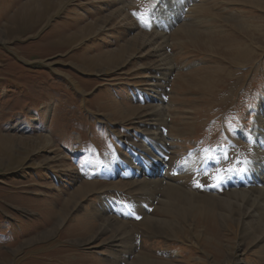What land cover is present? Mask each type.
<instances>
[{
	"label": "rangeland",
	"instance_id": "1",
	"mask_svg": "<svg viewBox=\"0 0 264 264\" xmlns=\"http://www.w3.org/2000/svg\"><path fill=\"white\" fill-rule=\"evenodd\" d=\"M259 136L264 0H0V264H264L258 204L162 207L264 190Z\"/></svg>",
	"mask_w": 264,
	"mask_h": 264
},
{
	"label": "bare ground",
	"instance_id": "2",
	"mask_svg": "<svg viewBox=\"0 0 264 264\" xmlns=\"http://www.w3.org/2000/svg\"><path fill=\"white\" fill-rule=\"evenodd\" d=\"M199 11H200V9H199ZM167 24V23H166ZM192 27V26H191ZM240 28V27H239ZM245 28V27H244ZM250 28V27H249ZM246 29H247V26H246ZM192 29L190 28V27H185V29L183 30V31H191ZM242 30H243V28H242ZM243 31H245V30H243ZM177 33V32H176ZM186 35V34H185ZM188 36V35H187ZM202 36H204V35H202ZM185 37V36H184ZM225 49V48H224ZM221 50V49H220ZM246 51V50H245ZM224 53V52H223ZM243 54H246L245 52L243 53ZM252 54V53H251ZM242 55V54H241ZM245 56H249V55H245ZM244 56V57H245ZM243 57V58H244ZM202 89V88H201ZM160 116V115H159ZM162 121V120H161ZM160 121V122H161ZM158 122H159V119H158V121H157V124H158ZM164 123V122H163ZM162 123V124H163ZM162 124H159V125H162ZM165 124V123H164ZM163 124V125H164ZM163 127V126H162ZM151 145L153 146V148L154 147H158L157 145H155L154 146V143H151ZM159 148V150H160V153L162 154V155H164V156H166V153H165V148H162V146L161 147H158ZM169 155V158H170V154H168ZM136 156H138V157H141L139 154H136ZM168 158V159H169ZM160 167H157V168H155V169H153L151 172L153 173V174H158V172H160ZM145 182V181H144ZM149 182V181H148ZM151 182H153V181H151ZM146 183V182H145ZM154 183V182H153ZM130 184V183H129ZM157 184V183H156ZM131 185V184H130ZM169 185V184H168ZM148 186V185H147ZM150 186H152V185H150ZM149 186V187H150ZM149 187H147V189H150ZM162 187V186H161ZM95 188V187H94ZM136 188V187H135ZM157 188V187H156ZM183 187H175V186H173V185H169V186H167L166 188H164L163 190H162V192H163V194L166 196V197H168L169 198V202H170V200H171V202H172V204H169L168 202H167V204L165 205L164 203H162L163 204V206L162 207H165V210L167 211V212H169V210H170V208H171V211H173V210H176L177 211V209H178V207L182 204H185V203H188L189 204V206L191 207V208H199V206H200V208H206V209H208V213L209 212H212L213 210H214V207L216 206V202L217 203H219L220 204V206L222 207V208H225V209H232V210H230V211H235L236 212V210L237 209H239L238 210V212H237V215L239 216V214H240V216H243V220H245V218L244 217H252L253 216V214L251 213V215H250V213L248 214V215H250V216H248L247 214H246V211L247 210H249L250 208L252 209V207L254 206V205H257L258 204V206H259V204H260V207H256L255 209H257L256 210V212H257V214H261V210H264V190H258V191H253V190H249L248 192L250 193V194H248V193H245V192H238V191H231V192H228V194L226 195V198L225 199H215V198H213V197H208V198H203V199H201L200 201H201V203H202V205L198 202L197 203V198L196 197H194L193 195L191 196L190 194L188 195L187 194V192H185V191H183V189H182ZM82 189V188H81ZM132 189V188H131ZM137 189V188H136ZM146 189V188H145ZM145 189L144 190H142V191H145ZM159 189V188H158ZM141 190V189H140ZM140 190H139V193H140ZM160 190V189H159ZM88 191V190H87ZM91 191V190H90ZM147 191V190H146ZM241 191V190H240ZM81 192V191H80ZM85 192V191H84ZM149 192V191H148ZM156 192V191H155ZM154 192V194H156ZM160 192V191H159ZM161 192V193H162ZM247 192V191H246ZM136 193V192H135ZM138 193V192H137ZM142 193V192H141ZM143 194V193H142ZM148 194V193H147ZM78 195V194H77ZM152 195V194H151ZM144 197H145V195H143ZM156 196V195H155ZM75 197V196H74ZM149 198H150V195L148 196ZM260 197H263V199H262V201H260L258 198H260ZM138 198V197H137ZM151 198H153V196L151 197ZM160 199V198H159ZM258 199V200H257ZM149 200V199H148ZM155 200V199H154ZM168 200V199H167ZM142 201V200H141ZM261 202V203H260ZM161 204V203H160ZM169 204V205H168ZM104 205V204H103ZM137 205V204H136ZM165 205V206H164ZM113 206V205H112ZM136 207V206H135ZM183 207V206H182ZM185 207H187V206H185ZM109 208V207H108ZM137 208V207H136ZM139 208V207H138ZM153 208V207H152ZM254 209V210H255ZM261 209V210H260ZM139 210V209H138ZM164 209H162L161 211H165ZM99 211V210H98ZM97 211V212H98ZM192 211V210H191ZM258 211H260V212H258ZM102 212H103V210H102ZM166 212V213H167ZM256 212L254 213V214H256ZM163 213V212H162ZM228 213V212H227ZM264 213V212H263ZM62 214V213H61ZM87 214V213H86ZM101 214V213H100ZM176 214V213H175ZM182 214H183V212H182ZM89 217H90V215H88ZM137 216H139V215H137ZM232 216V215H231ZM261 217H260V220H259V222H263L264 221V219L262 220L261 218H263L264 217V215L262 216V214L260 215ZM95 217V216H94ZM98 217V216H97ZM213 217V216H212ZM250 217V218H251ZM259 217V216H258ZM86 218V217H85ZM99 218V217H98ZM111 218V217H110ZM239 218V217H238ZM254 218V217H253ZM115 219V218H114ZM168 219V218H167ZM214 219V218H213ZM218 219V218H217ZM255 219V218H254ZM259 219V218H258ZM116 220V219H115ZM139 220V219H138ZM262 220V221H261ZM105 221L106 220H103V222L105 223ZM255 221V220H254ZM116 222H117V220H116ZM118 222H120V221H118ZM249 222V221H248ZM253 222V221H252ZM114 223V221L113 220H108V221H106V226L104 227V229H102L103 231H105V230H107L108 229V226H110L111 224H113ZM164 223V222H163ZM244 223H247V222H244ZM250 223H251V221H250ZM88 225H89V223H87ZM165 224V223H164ZM248 224V223H247ZM253 224V223H252ZM263 224V223H262ZM91 225V224H90ZM93 225V224H92ZM120 225V224H119ZM130 225V224H129ZM146 225V224H145ZM144 225V226H145ZM251 225V224H250ZM259 225V224H258ZM264 225V224H263ZM115 226V225H114ZM124 226H126V225H124ZM147 226V225H146ZM93 227V226H92ZM130 227V226H129ZM128 227V225H127V228H129ZM148 227V226H147ZM249 227V226H248ZM91 228V227H90ZM100 228V227H99ZM98 228V229H99ZM121 228V227H120ZM137 228V227H136ZM247 228V227H246ZM251 229H252V227H250ZM254 228V227H253ZM119 230V229H118ZM117 230V231H118ZM151 230H152V228H151ZM257 230V229H256ZM259 230V229H258ZM262 230H263V228H262ZM54 231L55 230H53V231H51V232H49L47 235L46 234H44V236H42V238H48V237H50L53 233H54ZM97 231V230H96ZM101 231V230H100ZM113 231V230H112ZM111 231V232H112ZM131 231H132V229H131ZM159 231V230H158ZM253 231V230H252ZM260 231H261V229H260ZM121 232V230L119 231V233ZM259 232V231H258ZM98 233H100V232H98ZM97 233V234H98ZM123 233V232H122ZM124 233H126V232H124ZM123 233V234H124ZM96 234V233H95ZM122 234V235H123ZM264 234V230H263V232H262V235ZM114 237V236H113ZM122 237V236H121ZM117 238V237H116ZM115 238V239H116ZM128 238V237H127ZM125 239V238H124ZM145 258V257H144ZM144 258H142L141 259V262L142 263H146V264H148V261L146 260V258L144 259ZM148 258V257H147ZM139 260V259H138ZM119 263V262H118Z\"/></svg>",
	"mask_w": 264,
	"mask_h": 264
}]
</instances>
